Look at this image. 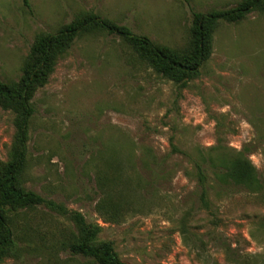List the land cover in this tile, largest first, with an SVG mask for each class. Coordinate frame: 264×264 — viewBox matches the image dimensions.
<instances>
[{"label":"rangeland","instance_id":"obj_1","mask_svg":"<svg viewBox=\"0 0 264 264\" xmlns=\"http://www.w3.org/2000/svg\"><path fill=\"white\" fill-rule=\"evenodd\" d=\"M241 1L0 0V81H19L37 37L82 14L186 50L193 12ZM32 104L23 188L99 226L97 243L123 263L264 264V12L218 22L210 58L185 87L118 37L82 34ZM16 117L0 106L3 165ZM202 157L244 162L262 188H221L206 165L214 188L204 208L194 166ZM9 217L15 246L0 264H97L71 252L78 231L68 217L45 206Z\"/></svg>","mask_w":264,"mask_h":264},{"label":"trees","instance_id":"obj_2","mask_svg":"<svg viewBox=\"0 0 264 264\" xmlns=\"http://www.w3.org/2000/svg\"><path fill=\"white\" fill-rule=\"evenodd\" d=\"M264 12V0H242L233 8L193 12L190 27V42L186 50H175L158 45L146 36L135 34L127 26L104 19L97 14L78 16L56 33H43L36 39L26 59L22 77L13 83L0 81V106L16 114L15 143L10 160L0 164V261L8 256L15 246V237L10 226L9 214L14 211L45 206L49 210L68 217L76 226L78 235L70 243L74 254L93 259L97 264H125L110 243H97L101 228L88 223L84 216L26 190L22 186L28 159V133L34 114L32 99L38 88L47 84L57 65L58 56L85 33H107L118 37L128 45L150 68L163 78L185 87L197 77L212 53L213 31L218 22L237 23L253 11ZM210 167L215 182L221 188L244 186L257 191L262 184L255 170L239 160L230 163L212 157H202L194 163L195 173L202 190L200 196L204 208L209 206L208 191L214 188L207 176ZM111 213V212H110ZM112 214V213H111ZM230 249L234 260L242 257ZM236 257V258H235Z\"/></svg>","mask_w":264,"mask_h":264}]
</instances>
